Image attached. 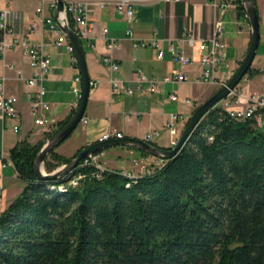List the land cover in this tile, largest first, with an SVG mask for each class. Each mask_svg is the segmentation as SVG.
<instances>
[{
  "label": "trees",
  "instance_id": "obj_1",
  "mask_svg": "<svg viewBox=\"0 0 264 264\" xmlns=\"http://www.w3.org/2000/svg\"><path fill=\"white\" fill-rule=\"evenodd\" d=\"M236 8L245 13L241 0ZM43 144L11 150L24 187L0 213V264H264V126L255 119L213 108L175 157L135 178L83 161L38 181ZM76 155L53 150L45 170Z\"/></svg>",
  "mask_w": 264,
  "mask_h": 264
},
{
  "label": "crops",
  "instance_id": "obj_2",
  "mask_svg": "<svg viewBox=\"0 0 264 264\" xmlns=\"http://www.w3.org/2000/svg\"><path fill=\"white\" fill-rule=\"evenodd\" d=\"M16 1L30 3L28 5ZM218 0H181L178 3H163L139 5L135 8L134 20L130 26L132 38L126 35L128 25L112 8L98 9L92 19L95 24L93 47L88 41L81 40L85 55L90 82L96 87L90 88L89 98L84 113L87 124H80L72 134L62 142L55 152L61 156L71 158L84 147L97 142L98 138L107 132H119L123 138L144 140L146 135L158 131L150 144L170 149L171 137L164 127L169 114H181L182 120L177 123L179 136L194 110L205 102L218 86L197 82L200 74L198 63L201 55L200 44L208 41L213 35L215 21L220 17L216 2ZM260 31V44L264 43V0H255ZM38 4L32 0H0V9H8L24 16L25 24L36 25V30L30 34L29 39L41 45L51 60V69L46 80V93L44 100L49 104V111L42 112V116L49 121L47 127L34 125L31 116L29 97L32 90L24 81L16 77V69L21 70L25 77L31 73L28 60L19 50H9L4 58H0V75L6 77V92L16 97V107L20 116L19 130L15 132L13 120L2 122L0 120V153L10 159L11 150L22 140L31 144L47 140V133L57 126L69 121L75 109V96L72 93L73 81L80 77L77 62L64 47L55 45L56 36L43 22L54 20L55 11L44 7L42 14L36 13ZM222 19L226 25H232L238 30L226 31L222 38L227 46L228 66L222 67L218 77L227 82L244 60L251 37V28L246 13L236 7L226 10ZM56 23V22H55ZM102 29L106 34L102 35ZM261 31V32H262ZM193 34L197 39L195 47H190L184 40L186 35ZM159 38L163 58L158 59V49L147 46L134 47V40H150ZM11 38V37H10ZM9 38V39H10ZM115 41L113 49L108 47L110 40ZM79 40V39H78ZM80 41V40H79ZM183 51L192 58V63L183 68L187 82L165 83L163 78L178 70L179 66L172 61L169 46ZM258 46V47H259ZM111 56L118 64L119 69L112 72L102 64V58ZM254 58L251 71L248 72L237 86L244 96L250 92L264 95V52L256 62ZM13 67L4 68L3 64ZM137 73H142L148 79H155L157 90L143 92L135 91L126 94L123 91H112L110 80L116 79L124 88L135 89L134 79ZM175 94L176 101L170 96ZM190 99L192 106H187L184 100ZM243 106H234L241 109ZM67 121V122H68ZM66 124V123H65ZM261 125V124H260ZM264 124L261 125L263 127ZM134 160L139 161L147 169L153 170L159 165V159L142 155L138 150L130 147H111L104 150L100 162L107 170L121 171L132 176L143 175L141 167L134 166ZM24 183L12 166L0 163V212L20 194Z\"/></svg>",
  "mask_w": 264,
  "mask_h": 264
},
{
  "label": "built area",
  "instance_id": "obj_3",
  "mask_svg": "<svg viewBox=\"0 0 264 264\" xmlns=\"http://www.w3.org/2000/svg\"><path fill=\"white\" fill-rule=\"evenodd\" d=\"M37 2V14H42L44 7L56 11L57 0H32ZM67 21L70 28L79 40L88 41L89 45L93 47L92 40L94 38L95 24L92 19L94 12L98 9L112 8L119 16H121L128 28L126 35L132 38V31L130 29L134 20L135 8L139 5L154 4L158 2L163 3H178L181 0H63ZM216 6L219 10L220 17L215 21L213 28V35L208 41H202L200 44L201 55L198 63L201 68L197 82L215 85L221 88L226 82L219 79L218 74L222 67L228 66L227 60V46L222 38L225 33V22L222 16L230 7L237 6V0H218ZM47 28L55 34L57 47H64L66 51L71 54L72 61L76 63L74 57V48L69 43L66 35L60 30L58 25L52 20L43 21ZM36 30V25L30 23L28 26L25 24L24 16L18 12L8 9H0V58H4L6 53L11 50H19L23 56L28 60L31 73L25 77L21 70L16 69V77L18 80L24 81L25 84L32 90L29 101L31 106V116L34 125L47 127L49 121L42 116V112L49 111L50 106L44 100L46 93V80L48 73L51 69L50 57L46 54L41 45L34 44L30 41L29 36ZM106 34V29H102V35ZM11 37V38H10ZM10 38V39H9ZM188 46L195 47L197 39L193 34H188L184 38ZM159 38L153 37L150 40H134V47L144 48L152 46L158 49L157 58H163V51L160 49ZM116 46L113 39L110 40L108 47L113 49ZM169 51L172 55V61L179 66L178 70L173 71L170 75L163 78L165 83H178L187 82L188 78L182 71L185 66L192 63V58L188 57L183 51L175 49L172 45L169 46ZM102 64L108 67L112 72L119 69L118 64L110 56L102 58ZM4 68L13 69L12 66L3 64ZM264 81V76H263ZM112 91H123L126 94H133L135 91L143 92L144 86L148 85L147 91L155 92L157 90V82L155 79H148L142 73H137L134 83L135 89L124 88V86L116 79L110 80ZM90 88L96 87L95 82H89ZM72 93L75 96L74 109L76 110L80 97H81V80L77 77L73 81ZM171 101H176L175 94L170 96ZM17 99L13 95L6 92V77L0 75V120L5 122L13 120L15 122L13 130H19V113L16 107ZM185 105L192 106L190 99L184 100ZM242 105L241 109H234V106ZM221 111H225L229 116L235 120L255 119L259 126L264 124V95L256 92H250L244 96L237 88L230 91L229 94L222 99L216 106ZM182 120L181 114L171 113L164 123L171 141V148L174 147L179 138L177 123ZM87 124L88 120L84 117L80 121ZM261 124V125H260ZM159 136L158 131H153L146 135L145 141L151 142L155 137ZM122 134L119 132H107L100 136L97 142H104L111 139H122ZM104 156V151L97 152L84 160V164H91L97 169L103 171L105 168L101 165V158ZM135 161V160H134ZM136 162V161H135ZM134 162V163H135ZM0 163L2 167L12 166L14 164L11 159L6 158L4 153H0ZM137 163V162H136ZM163 161H159L161 166ZM143 173H150L152 170L147 169L141 165ZM125 176L135 178L128 173H123ZM76 184V182H73Z\"/></svg>",
  "mask_w": 264,
  "mask_h": 264
},
{
  "label": "water",
  "instance_id": "obj_4",
  "mask_svg": "<svg viewBox=\"0 0 264 264\" xmlns=\"http://www.w3.org/2000/svg\"><path fill=\"white\" fill-rule=\"evenodd\" d=\"M241 3L251 28V37L247 54L238 69L231 76V78L227 80L225 85L216 90V92H214L205 102L200 104L194 110V112L188 119L184 129L182 130L174 147L170 149H162L144 140H137L133 138L111 139L104 142H94L93 144H90L80 150V152H78L77 155L68 164L62 165L52 172H47L44 167V162L47 156L53 150H55L62 142H64L80 124V121L83 118L86 110L90 92V79L82 45L74 34L73 30L68 25L64 1L57 0V9L54 14V20L60 30L66 35L69 43L74 48V57L78 65L81 80V97L71 119L66 124H64L53 136H51L44 142L37 155L35 156L33 162V172L36 179L38 181L57 180L70 173L87 157L97 152H101L108 148L116 146L136 148L154 158L159 159L160 161L169 160L175 157L178 152H180L181 149L184 147L186 142L189 140L195 128L199 125L204 116L211 109L216 108L218 103L222 99H224L230 91L237 88V86L243 80L244 76L251 69L253 60L256 56V52L260 43L259 16L255 0H241Z\"/></svg>",
  "mask_w": 264,
  "mask_h": 264
},
{
  "label": "rangeland",
  "instance_id": "obj_5",
  "mask_svg": "<svg viewBox=\"0 0 264 264\" xmlns=\"http://www.w3.org/2000/svg\"><path fill=\"white\" fill-rule=\"evenodd\" d=\"M16 3H20V4H25V5H28V4H30V3H26V2H21V1H16L15 2V4ZM237 31L238 29L236 28L235 29V27H233L232 25H226L225 26V35H226V31H230V32H232V31ZM235 31V32H236ZM261 31H262V28H261ZM260 31V33H263V31L261 32ZM263 52H264V43L262 42L261 44H260V46L258 47V49H257V52H256V56H255V58L257 59L256 60V62L260 59V57H261V55H263ZM44 141V140H43ZM41 142V141H40ZM38 143V142H37ZM137 163H136V162ZM134 162H133V165L134 166H138V167H141V164L139 163V161H137V160H135ZM101 165H102V163H101Z\"/></svg>",
  "mask_w": 264,
  "mask_h": 264
}]
</instances>
